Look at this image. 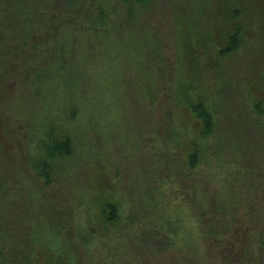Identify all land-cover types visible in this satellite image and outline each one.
I'll use <instances>...</instances> for the list:
<instances>
[{
  "label": "rangeland",
  "instance_id": "1",
  "mask_svg": "<svg viewBox=\"0 0 264 264\" xmlns=\"http://www.w3.org/2000/svg\"><path fill=\"white\" fill-rule=\"evenodd\" d=\"M5 1L0 0V42L16 45L17 23L4 20L12 1ZM104 6L108 12L105 26L98 36L85 35L98 37V41L89 48L81 36L70 46L62 65L61 72L79 78L73 81L76 90L69 93L76 95L77 104L74 97L68 96L65 80L60 81L59 89L48 82L38 92L28 86L32 83L21 72L28 63L25 58L19 59L24 47L18 44L16 47L21 49L0 52V178L16 181V188L10 192L16 195L11 198V207L21 204L16 214L20 209L21 213L24 209L30 212L19 216L3 212L7 200L0 199V241L6 244L15 239L11 243L15 256H8L7 262L0 259V264H45L46 256L60 242L64 248L60 256L71 264H264V243L253 235L247 220L235 217L225 223L214 216V228L230 227V232H202L207 229L203 217L208 220L211 216L205 209L195 214L188 203L190 198L198 200V191L190 183L199 179L201 167L189 168L179 139L172 154V134H161L163 146L157 134V129L166 131L169 124L162 117L160 126L158 116L167 115L171 105L175 120L179 115L186 119L185 107L192 112L188 105L179 106L169 87L172 91L186 87L190 79L196 85L192 77L198 74L196 91L204 95L214 130L205 140L211 153L206 160L211 165L204 174L214 176L205 190L227 204H235L238 196L235 192L224 196L222 184L229 183V188L243 194L247 187L246 182L240 183L242 179L257 182L253 179L258 178L260 170L264 172L259 168L264 165V122L261 126L252 122V99L264 95L259 79L260 73L264 75V0H238L240 17L231 20L243 25L245 37L228 56L218 55L220 47L226 45L223 29L232 28L221 0H110ZM83 11L77 7L76 14ZM65 16L72 22L78 20L70 14ZM29 47L25 48L28 55ZM151 82L165 86H159L156 92L158 101L154 103L160 104L149 107L144 91ZM256 83L260 89L255 88ZM47 94L64 97L67 103L57 104V98L46 102ZM190 97L196 98L194 91ZM38 114H51L48 119L60 115L74 129V159H54L47 178L33 165L40 158L38 149L46 138L42 127L40 131L32 130ZM61 124L51 122L50 126L56 128L49 130L47 126L46 131L62 137L65 132ZM183 125L178 124V132L191 139L194 132ZM243 143L254 149L244 151L240 163L235 150L228 149L231 145L243 147ZM186 151L189 154L192 150L188 147ZM113 162L121 172L119 176L113 171ZM153 173L156 177L145 186L143 181ZM122 189L127 194L122 198L133 208L128 215L126 210L121 211L115 223L100 224L95 206L90 209L91 201L95 203L93 196H102L103 203L112 204ZM243 195L245 200L256 196L254 192ZM145 209L151 210L145 213ZM112 211L107 208V212ZM236 214L246 217L241 210ZM217 232L223 236L219 243ZM233 236L239 238L237 243ZM18 239L21 241L16 243ZM27 242L31 243L30 249H23ZM27 255L32 260H25Z\"/></svg>",
  "mask_w": 264,
  "mask_h": 264
},
{
  "label": "trees",
  "instance_id": "2",
  "mask_svg": "<svg viewBox=\"0 0 264 264\" xmlns=\"http://www.w3.org/2000/svg\"><path fill=\"white\" fill-rule=\"evenodd\" d=\"M10 6L8 5L6 8H8L5 11L4 20H8L7 23L10 24L11 22H14V20L17 23V32L15 34V41H18L16 45L11 42H0V52L1 50L6 52L13 51L17 47V45H21L22 47V55L19 59L24 61L25 58L28 65H24L25 67L21 69V72L25 78H28L29 81L32 83H28L33 86L34 91L38 92L39 90H43L46 88L47 82L50 83V85H54L56 88L59 89L60 81L65 80V87L68 91L69 97L72 96L71 93L72 90H76L75 84H73V81L78 80L77 74H72L71 72H61L62 65H64L65 61V55L68 54L70 51V46L72 44H75L78 40H80V37L91 33L92 35H97L99 30H101L105 26L106 17L108 12L106 11V6H104L107 2L110 0H94L95 2H90V0H6L5 2H10ZM92 1V0H91ZM131 1V0H127ZM136 3L142 2L145 0H134ZM3 2V3H5ZM117 3V2H116ZM114 3V4H116ZM262 3V1H260ZM113 4V1H112ZM221 4L224 7V11H226L230 8L231 11L228 13H224L225 16H227L226 20L230 19V26L232 28H225L223 29V39L226 41V45L223 47H220L219 49V56H228L234 53L235 50L239 48V45L241 44L242 37H245L242 35L243 32V25L237 24L235 21L231 20V18H239L241 8L238 6V0H221ZM120 5V4H119ZM84 6V7H82ZM112 6V5H111ZM118 6V5H117ZM116 6V7H117ZM123 5L121 4V7ZM77 7L82 8L85 10V12L77 13L76 10ZM115 7V8H116ZM9 10V12H8ZM12 10V11H11ZM87 10V12H86ZM122 10L124 12H127L126 7H122ZM107 12V14H106ZM70 14L73 18H78L76 22H72L69 17L65 16ZM129 17H134V14L127 13ZM126 15V16H127ZM62 18V20H61ZM126 18V17H125ZM123 20V19H121ZM120 20V21H121ZM119 21V22H120ZM121 23V22H120ZM12 24V23H11ZM32 36V38H31ZM30 37V38H29ZM98 37L94 39L92 38H86L85 42L87 43L88 47L91 48L94 43H96ZM11 43V44H10ZM31 46V47H29ZM29 47L30 50H28L29 55L26 53L27 48ZM21 49V48H17ZM69 50V51H68ZM76 52V49H73L71 51L72 54ZM17 53V52H16ZM49 53V56L47 57ZM44 54V60H42ZM47 55V56H46ZM20 55H17L19 57ZM195 79L196 85L192 82L190 79V83L186 87H175L178 92L173 90L171 88V93L174 96H176V101L178 102L179 106L185 107V105H188L190 110L192 112H189L186 107L184 108L187 112L186 119H183V116L179 115V118L175 120V118L172 116V105L170 109H168L167 115H161L158 116V121L160 122L161 126V118H165V120L169 121V124L166 128V131L157 129L158 138L161 141V134L162 137L168 134H172V154H174L176 147H177V139L180 140V142L184 145V153L186 154V159L189 160V168H198L201 167V174L198 180H193L190 183V186H194L197 191L198 195H195L198 199L197 201L193 198L188 199V203L192 206V211L195 214H200L201 209H205L208 216H211L208 220L204 216L203 218L206 220L205 224L207 226V229H202V232H206L208 235H212L214 230L220 231L223 229L225 232H230V227H216L215 220L212 221L213 217L215 216L216 220L220 222L222 219H224L225 223H228V219H235L239 218L241 220H247V224H251L252 227V233L258 238H261V240L264 243V172L260 170L258 175V178H254L253 180L257 182L251 183L252 180H244L240 183H245V187H247L246 191H244L243 194L249 195L252 192L256 194V196L252 199L245 200L243 194L239 192L236 188H229V183L222 184L225 186V194L226 195H235L238 196L239 200L235 204H227L226 200H220L217 199L215 194L212 195V193H208V190H205V186L214 180V176L212 173V176L209 178L204 174V171L208 170L210 167L208 161L206 160V157H209L211 154L208 150L209 149V143L205 142V140L208 139V137L212 136L214 134L213 130V117L210 110L205 106V98L204 95L201 92L196 91L198 88V74L196 76L192 77ZM260 83L263 85L264 88V75L260 73ZM149 82V81H148ZM150 86L146 88L144 91L147 93L148 98H145V102H147V106L152 107V104L155 106L159 105L160 103H154L156 100L158 101V97L156 95L157 90H160L159 86H165V84L158 85L157 83L153 84V82L149 83ZM256 89H260V86L256 83L255 86ZM261 88L262 91L264 89ZM194 91L196 98L193 100L191 99L190 95L191 92ZM179 93V95H178ZM18 95H15L14 100L17 99ZM49 99H46V102L50 101L52 103L56 98L57 104L67 103V100H64V97H56L55 95H48ZM263 98L252 99L253 101V119L252 122L259 124L261 126V123L264 122V95ZM74 102L76 103L77 98L76 95L74 97ZM49 103V104H50ZM169 103H172V98L169 100ZM182 103H184L182 105ZM77 104V103H76ZM156 109V108H155ZM148 111V110H147ZM258 112V114H256ZM52 114V113H51ZM50 114V115H51ZM49 115V116H50ZM48 117H43L42 114L36 115V117L32 121V130H38L40 131L41 127L43 128V131L46 133V138L42 139V143L40 144V150L38 149L37 157H40L36 162L33 163L34 168H36L37 172L44 176L45 178L48 177L52 167L51 164L54 161V159L58 157H63V159H74L73 154V148H72V140L71 136L74 135V129L68 125V121L62 118L60 115H52L51 119H48ZM77 117V115L75 116ZM50 121V122H49ZM61 122L64 130V134L62 137H59L56 134H52L51 131H46L47 126L50 127L49 130L55 129V126H50L51 122ZM48 122V123H47ZM178 124H184L183 127L185 130L193 131L194 136L190 139L186 134H182L181 132H178ZM191 125L195 127V129L191 128ZM159 126V127H160ZM36 127H40L36 129ZM32 130L30 132H32ZM60 132V131H58ZM160 132V133H159ZM163 146V145H162ZM165 146V145H164ZM225 146V145H224ZM169 148V146H166ZM191 148V153L188 154V151L186 149ZM231 149H228L231 151L232 149L235 150V152L238 154V161L242 163L244 159V151H249L250 149H254V147L249 145L248 143H243V147L239 145H231ZM257 147V146H255ZM170 149V148H169ZM95 152L93 156H95ZM152 152L149 154L151 156ZM113 171L119 176L120 170L116 166V163H112ZM111 168V169H112ZM259 168H264V165L259 166ZM91 170V168H90ZM138 171V169H137ZM137 171L133 174H137ZM111 172V171H110ZM254 175H256L255 171L253 170ZM114 175V174H113ZM115 176V175H114ZM116 177V176H115ZM156 177V174H151L148 179L144 180V184L146 186L148 180L152 181ZM119 178V177H116ZM206 178L208 182H206ZM240 179V177H238ZM237 180V178H236ZM46 183L48 182V179L44 180ZM43 184H46V183ZM16 188V181L13 178H0V199L1 200H7L5 203L6 209L3 212H6L8 214H11L14 212L13 215L19 216L24 215L27 213H30L29 211H26L24 209V212H20L16 214L15 210L17 207H21V204H18L19 206L15 205L11 207L12 205V199L15 198L16 195L10 193L11 190ZM122 188V186H121ZM147 191V190H146ZM150 192V191H149ZM148 192V193H149ZM87 193V192H85ZM127 195L124 190L122 189V194L119 198H117L116 203L111 202L110 203H103L102 196H96L94 195L93 198L95 200V203L91 201L90 209H95V213L100 219V224H104L107 222L115 223L118 221V218L120 217V212L127 211L128 213L131 211L133 207H129L127 204V200L123 199L122 197ZM87 200H89V195L87 197ZM124 200L126 201L125 204H123ZM107 199L105 198V202ZM135 203L136 200L134 199ZM4 202V201H3ZM146 204V203H145ZM139 206V205H138ZM11 207V208H10ZM19 207V208H20ZM113 209V211L107 212V208ZM24 208V207H23ZM197 209H200L198 211ZM151 209H145V213H148ZM243 211L246 215L245 219H242L239 217L238 211ZM249 210L252 211V214H248ZM2 212V213H3ZM262 214V215H260ZM129 218H132L129 216ZM128 221H132L128 219ZM134 222V220H133ZM214 228V229H213ZM211 230V231H209ZM215 232V231H214ZM217 238L218 243L223 238L221 232H217V235L215 236ZM234 242H238L239 238L236 236H233ZM15 240V239H14ZM11 242H4L0 241V259H4L7 262L8 256H15V246H13ZM21 239H18L16 243L20 242ZM60 242V241H59ZM30 242H27V244H23L22 248L30 249ZM63 243L60 242L58 246L56 247L53 252H51L48 256H46V263L45 264H71L68 260H63L61 258V254L64 251V248L62 247ZM34 247V246H33ZM222 248V246H220ZM17 249V247H16ZM34 250V249H33ZM222 250V249H219ZM264 250V248H263ZM33 252V251H32ZM36 254H40L38 250H35ZM33 252V253H34ZM56 253V254H54ZM257 257H260L259 254L256 255ZM220 257V255H219ZM25 260H32L30 255H27L25 257ZM5 262V263H6ZM10 264H15L10 262Z\"/></svg>",
  "mask_w": 264,
  "mask_h": 264
}]
</instances>
